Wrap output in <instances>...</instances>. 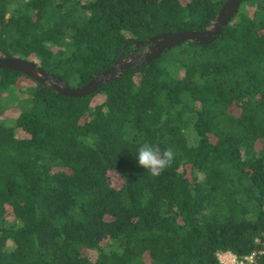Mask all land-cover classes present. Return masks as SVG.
Segmentation results:
<instances>
[{"label": "trees", "instance_id": "16d2710c", "mask_svg": "<svg viewBox=\"0 0 264 264\" xmlns=\"http://www.w3.org/2000/svg\"><path fill=\"white\" fill-rule=\"evenodd\" d=\"M224 1L0 0V58L77 87L134 42L203 30ZM145 142L174 154L158 176L136 163ZM225 252L264 264V0H244L212 43L182 42L82 97L0 69V264Z\"/></svg>", "mask_w": 264, "mask_h": 264}, {"label": "water", "instance_id": "95a60500", "mask_svg": "<svg viewBox=\"0 0 264 264\" xmlns=\"http://www.w3.org/2000/svg\"><path fill=\"white\" fill-rule=\"evenodd\" d=\"M243 1L225 0L213 20L201 31L164 32L151 36L146 41L134 42L128 54L118 57L108 69L94 74L90 80L77 87H71L53 72L19 57L0 58V69L18 71L58 94L82 97L96 92L102 85L117 79L127 69L148 64L164 51L182 42L190 41L201 45L212 43L225 29L227 23L236 16Z\"/></svg>", "mask_w": 264, "mask_h": 264}, {"label": "clouds", "instance_id": "9594fccd", "mask_svg": "<svg viewBox=\"0 0 264 264\" xmlns=\"http://www.w3.org/2000/svg\"><path fill=\"white\" fill-rule=\"evenodd\" d=\"M173 155L171 149L161 152L158 146L145 142L137 148L135 160L140 167L148 170L153 176H158L169 166Z\"/></svg>", "mask_w": 264, "mask_h": 264}, {"label": "rangeland", "instance_id": "374dc122", "mask_svg": "<svg viewBox=\"0 0 264 264\" xmlns=\"http://www.w3.org/2000/svg\"><path fill=\"white\" fill-rule=\"evenodd\" d=\"M15 117H16V111L12 109L6 110V112H4V114L1 116L2 119L5 118L10 124H13ZM17 134L20 136L21 132L17 131ZM110 180L112 181L114 185L121 184V182L115 176H110ZM218 258L222 262V264H248L245 262L243 263L237 262L236 258H234L233 255L230 254L229 252L218 254Z\"/></svg>", "mask_w": 264, "mask_h": 264}, {"label": "built area", "instance_id": "2783aa9c", "mask_svg": "<svg viewBox=\"0 0 264 264\" xmlns=\"http://www.w3.org/2000/svg\"><path fill=\"white\" fill-rule=\"evenodd\" d=\"M234 258H236L234 255H233ZM236 261L237 262H240V263H243V261H239L237 258H236ZM221 262V261H220ZM222 263V262H221Z\"/></svg>", "mask_w": 264, "mask_h": 264}, {"label": "flooded vegetation", "instance_id": "af4514ba", "mask_svg": "<svg viewBox=\"0 0 264 264\" xmlns=\"http://www.w3.org/2000/svg\"><path fill=\"white\" fill-rule=\"evenodd\" d=\"M132 50V49H131Z\"/></svg>", "mask_w": 264, "mask_h": 264}]
</instances>
